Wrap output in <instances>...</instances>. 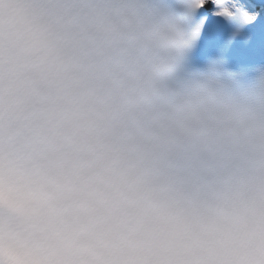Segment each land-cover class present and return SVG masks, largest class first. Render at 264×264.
I'll use <instances>...</instances> for the list:
<instances>
[{"label": "clouds", "instance_id": "1", "mask_svg": "<svg viewBox=\"0 0 264 264\" xmlns=\"http://www.w3.org/2000/svg\"><path fill=\"white\" fill-rule=\"evenodd\" d=\"M178 2L0 0L20 264H264V67H183Z\"/></svg>", "mask_w": 264, "mask_h": 264}, {"label": "snow or ice", "instance_id": "2", "mask_svg": "<svg viewBox=\"0 0 264 264\" xmlns=\"http://www.w3.org/2000/svg\"><path fill=\"white\" fill-rule=\"evenodd\" d=\"M185 23L180 48L183 67L216 65L221 71L250 74L264 67V0H179ZM22 245L0 227V264H20ZM46 264H59L48 259Z\"/></svg>", "mask_w": 264, "mask_h": 264}]
</instances>
